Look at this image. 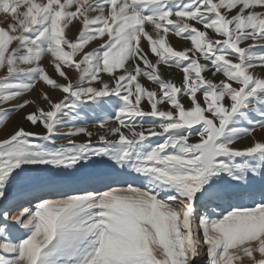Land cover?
I'll return each instance as SVG.
<instances>
[{
  "label": "snow or ice",
  "instance_id": "snow-or-ice-1",
  "mask_svg": "<svg viewBox=\"0 0 264 264\" xmlns=\"http://www.w3.org/2000/svg\"><path fill=\"white\" fill-rule=\"evenodd\" d=\"M0 15V264H264V0Z\"/></svg>",
  "mask_w": 264,
  "mask_h": 264
},
{
  "label": "bare ground",
  "instance_id": "bare-ground-1",
  "mask_svg": "<svg viewBox=\"0 0 264 264\" xmlns=\"http://www.w3.org/2000/svg\"><path fill=\"white\" fill-rule=\"evenodd\" d=\"M172 42L174 45H176L177 47H182V46H186L184 44H182L180 41H178L175 37L172 38ZM176 78L179 79V76L176 75ZM256 135H259V131L256 133ZM244 143H247V140L243 141Z\"/></svg>",
  "mask_w": 264,
  "mask_h": 264
},
{
  "label": "rangeland",
  "instance_id": "rangeland-1",
  "mask_svg": "<svg viewBox=\"0 0 264 264\" xmlns=\"http://www.w3.org/2000/svg\"><path fill=\"white\" fill-rule=\"evenodd\" d=\"M5 20L4 16L3 15H0V23H3ZM203 259V258H202Z\"/></svg>",
  "mask_w": 264,
  "mask_h": 264
}]
</instances>
